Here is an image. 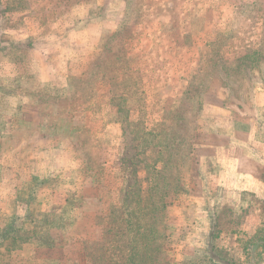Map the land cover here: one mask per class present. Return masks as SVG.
Segmentation results:
<instances>
[{"label": "rangeland", "instance_id": "374dc122", "mask_svg": "<svg viewBox=\"0 0 264 264\" xmlns=\"http://www.w3.org/2000/svg\"><path fill=\"white\" fill-rule=\"evenodd\" d=\"M260 59L264 0H0V264H264Z\"/></svg>", "mask_w": 264, "mask_h": 264}, {"label": "trees", "instance_id": "16d2710c", "mask_svg": "<svg viewBox=\"0 0 264 264\" xmlns=\"http://www.w3.org/2000/svg\"><path fill=\"white\" fill-rule=\"evenodd\" d=\"M260 64H262V70H264V61L263 60H259ZM249 66H247V70L248 72H250L251 70H253L251 67H255L256 68V64L252 63V62H249ZM261 70V72H262ZM264 75V74H262ZM119 218H122L124 216V213H119ZM153 225V223H152ZM123 227V225L121 226ZM121 231V232H120ZM110 234L111 231L109 232ZM108 236L105 235L104 236V239H105V243L107 244L108 242L111 241V239H106ZM113 241H114V244H115V249H119V244L121 242L122 239H124L125 237V233H124V228H120L118 231H115V233L113 234ZM112 237V238H113ZM261 242H253L252 246H255L257 247L259 244H261V246H264V237L261 236V238L259 239ZM111 243V242H110ZM123 244V242H121ZM146 246H148V243H146ZM108 250L104 249L102 254H101V257H102V264H151V262L149 261H152V258H150V254L147 252L145 256H143L142 252H143V249L141 248V252L139 254H135L133 253L132 255L130 253H125L123 252L122 250H119V251H115L113 254L112 253H108L107 252ZM153 251H154V248H153ZM136 256V257H134ZM156 260V259H155ZM153 261H154V258H153Z\"/></svg>", "mask_w": 264, "mask_h": 264}]
</instances>
